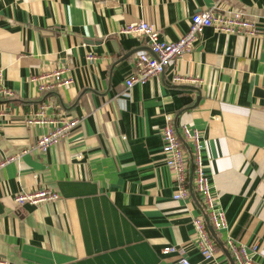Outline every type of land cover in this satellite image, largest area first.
<instances>
[{
  "label": "crops",
  "instance_id": "0c3cea01",
  "mask_svg": "<svg viewBox=\"0 0 264 264\" xmlns=\"http://www.w3.org/2000/svg\"><path fill=\"white\" fill-rule=\"evenodd\" d=\"M229 9L253 20L257 32L205 27L162 73L126 87L136 53L148 46L121 27L143 19L160 40L173 41L195 12ZM0 68L2 85L14 93L0 96L8 106L0 115V160L18 155L0 168L6 264H169L176 255L162 250L170 244L192 263L236 264L229 238L264 264V0H0ZM58 68L69 85L39 91L30 80ZM175 74L194 80L175 83ZM43 103L48 114L79 118L44 152L33 147L45 128L24 124ZM166 114L191 170L196 145L181 128L198 132L204 172L225 216L226 227L211 230V259L191 237L201 195L191 187L189 197L173 198L160 134ZM40 187L59 197L14 202Z\"/></svg>",
  "mask_w": 264,
  "mask_h": 264
},
{
  "label": "built area",
  "instance_id": "2783aa9c",
  "mask_svg": "<svg viewBox=\"0 0 264 264\" xmlns=\"http://www.w3.org/2000/svg\"><path fill=\"white\" fill-rule=\"evenodd\" d=\"M99 1V0H93ZM213 26L217 30L238 34L254 35L257 32L255 22L247 18L243 13L235 10L225 12H211L209 10L195 12L190 17L187 30L173 41L160 40L158 31L150 23L141 19L127 23L120 31L125 34L139 35L146 38L147 50H140L136 53L133 61L132 73L125 79L127 88L135 83H144L147 79L159 75L164 71L171 60L180 58L192 47L197 36L205 27ZM91 57V55H89ZM92 58V57H91ZM65 69H51L38 71L31 74L30 80L39 91H50L71 83V78L64 76ZM3 73L0 68V96L11 98L14 93L2 85ZM190 78L179 74L173 76L175 83H183ZM7 104L0 105V115L7 113ZM46 104L29 113L24 118V124L30 128H45L38 134L33 148L39 151H46L50 146L59 143L68 137L72 129L79 122L77 117H66L62 114H48ZM165 123L160 129L162 138V153L165 163L173 176L176 189L173 192L174 199H185L191 194V187L201 195L203 212L193 217L192 225L196 233V245L204 259H211L216 252V245L209 231L226 227V220L223 211L216 206V199L210 188L211 184L204 172V164L201 161L198 145V132L189 130L183 125L181 130L185 139L196 145V156L193 158V170L185 151L182 137L179 135L172 115H165ZM18 156V155H17ZM17 156H9L0 160V168L9 161L17 159ZM192 172V173H191ZM192 174L191 182L188 181V174ZM59 197L57 191L48 187H40L29 191H21L14 196L17 205L24 203L39 204L45 201L56 200ZM229 251L236 264H259L247 253L244 244L232 238L227 239ZM256 250V246H252ZM163 254H175L176 258L169 264H199L192 263L185 254V249L173 244L167 245L162 250ZM0 264H6V260L0 257Z\"/></svg>",
  "mask_w": 264,
  "mask_h": 264
},
{
  "label": "rangeland",
  "instance_id": "374dc122",
  "mask_svg": "<svg viewBox=\"0 0 264 264\" xmlns=\"http://www.w3.org/2000/svg\"><path fill=\"white\" fill-rule=\"evenodd\" d=\"M233 234H235V233H233ZM191 237H196V233H195V231L193 230V232H192V235H191ZM197 247V246H196ZM198 248V247H197Z\"/></svg>",
  "mask_w": 264,
  "mask_h": 264
},
{
  "label": "trees",
  "instance_id": "16d2710c",
  "mask_svg": "<svg viewBox=\"0 0 264 264\" xmlns=\"http://www.w3.org/2000/svg\"><path fill=\"white\" fill-rule=\"evenodd\" d=\"M209 231H210V233H212V232H211V229H209ZM211 236H212V235H211ZM213 240H214V239H213Z\"/></svg>",
  "mask_w": 264,
  "mask_h": 264
},
{
  "label": "water",
  "instance_id": "95a60500",
  "mask_svg": "<svg viewBox=\"0 0 264 264\" xmlns=\"http://www.w3.org/2000/svg\"><path fill=\"white\" fill-rule=\"evenodd\" d=\"M208 227H209V229H211L209 225H208Z\"/></svg>",
  "mask_w": 264,
  "mask_h": 264
}]
</instances>
